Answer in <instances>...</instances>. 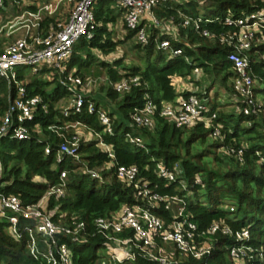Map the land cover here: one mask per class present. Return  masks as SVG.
<instances>
[{
	"label": "trees",
	"instance_id": "trees-1",
	"mask_svg": "<svg viewBox=\"0 0 264 264\" xmlns=\"http://www.w3.org/2000/svg\"><path fill=\"white\" fill-rule=\"evenodd\" d=\"M153 10L159 23L148 28L150 42L146 45L135 43L136 48L145 52L141 57L143 66H126L122 59L102 60L93 50L109 55L125 40L135 38L136 31L128 29L123 10L114 0L95 3L94 36L91 39L83 37L76 43L66 72L67 75L75 69V74L86 82L82 72L93 62L97 61L106 70L108 84L104 88V99L99 95L85 96L94 102V111L88 109V103L81 112L69 115H64L57 107L60 101L72 95L61 81L64 75L57 73L51 79H45L42 75L48 73L47 67L33 71V77L20 74L26 81L29 94L41 96L47 107L39 106L33 119L23 122L30 131L28 137L18 139L8 134L0 139V159L4 165L0 191L18 196L24 206L34 205L50 187L61 182V173L65 171L66 194L58 199L52 196L48 210L54 212L53 220L59 224H68L72 217L85 221L88 233L78 239L58 233L55 235L57 244L65 243L71 248L73 264H97L107 256L110 242L102 234L93 236L96 219L109 218L125 205L146 203L138 197L134 183L119 178L117 174L120 165H136L139 178L148 181L154 192L182 199L181 203L174 202L170 207L162 202L158 207H151V211L170 223L178 208L184 206L183 218L197 225L202 233L200 242L211 247L210 253L201 259L186 256L177 258L172 264H264V86H254L256 111L250 114L243 112V100L235 102L239 111L220 113L219 90L212 93L216 83L227 85L228 79L231 78L233 83L236 77L228 60V54L234 48L223 41L222 36L238 33L239 29L222 20L228 16L239 18L264 11V0H168L156 4ZM120 18L127 36L117 40L112 26ZM198 18L201 21L197 27L194 21ZM186 19L190 24L185 23ZM52 22L54 17L46 18L43 25L49 27ZM173 25L176 30L172 29ZM204 30L210 33L209 36L204 35ZM1 37L0 54L5 48ZM164 39L170 40L172 50L181 49L182 53L175 55L171 50L160 48L159 43ZM247 54L251 74L257 83L264 85V26L255 34ZM196 67L210 76V85L214 87L200 96L188 89L180 92L179 83L194 82ZM121 69L128 72L121 73ZM127 77H139L140 83L121 95L114 89V84ZM228 89L237 93L234 87L228 86ZM12 93L8 79L0 75V127ZM181 94L203 97L211 113L217 112L216 121L222 124L223 137L203 151L192 152L195 143L204 145L211 137V129L203 124L177 127L159 113L150 127L139 125L133 119L135 111L144 108L146 96L161 107L164 102L176 101ZM259 94L263 96L261 101H257ZM113 102L115 108L108 107ZM99 111L108 114L112 133L100 120ZM76 122L87 131L99 134L102 141L112 147L115 157H109L93 135L81 140L79 157L63 154L59 160L58 151L64 138L58 133L72 137L75 131L64 127ZM243 122L247 123L246 127ZM127 134L140 139L141 143L131 142ZM47 147L50 153L46 152ZM232 149H242V158L231 153ZM218 150L223 153L218 154ZM159 164L174 172L178 168L176 178L170 180L161 176ZM92 171H96L98 177H94ZM214 223L228 226L233 232L246 229L250 237L241 241L223 233V229L211 233L209 229ZM25 226L34 228L35 220L20 216L17 235L11 230L9 219L0 215V264H46L31 253V238ZM125 233L135 235L128 229L117 236H125ZM36 237L45 243L46 248L51 243L42 234H36ZM242 244L253 248V258L236 263L231 250ZM99 248H105V253H99ZM131 264L159 263L139 255Z\"/></svg>",
	"mask_w": 264,
	"mask_h": 264
},
{
	"label": "built area",
	"instance_id": "built-area-1",
	"mask_svg": "<svg viewBox=\"0 0 264 264\" xmlns=\"http://www.w3.org/2000/svg\"><path fill=\"white\" fill-rule=\"evenodd\" d=\"M98 0H0V37L10 36L16 31L23 30V36L9 43L0 54V75L7 78L13 90L10 96V103L7 112L2 118L0 127V139L8 134L11 137L24 139L29 136V129L23 126V122L33 119L35 111L39 106L46 109V103L39 95H30L25 85V79H21L20 73L16 70L18 66H31L34 72L47 67L46 75H64L62 83L72 92L69 105L63 109L64 115L71 112H81L85 103H88L90 111L95 110L93 101H89L85 96L90 92L86 89L91 83L84 82L76 75V70L67 72V62L74 54L76 43L83 37L91 39L94 36L96 18L93 7ZM119 9L123 10V16L128 29L136 31L137 41L143 45L150 42L148 28L157 25L159 20L154 14V7L160 2L168 0H114ZM8 4L17 7L25 6V10L16 15L13 19L3 21L1 9H5ZM69 9L68 19L64 22H52L49 27L43 25L46 18L54 17L60 13L61 9ZM201 18L194 21L198 27ZM225 24L238 27L239 32L222 36V40L230 43L234 50L228 54L236 77L233 79V87L245 103L243 112L250 114L256 111L254 98V86L257 83L254 75L251 74L250 59L247 54L252 47L255 34L264 26V11L252 12L245 17L234 18L228 16L222 20ZM190 24V20H185ZM176 30V26H172ZM204 35L209 36V32L204 30ZM157 41V37L155 38ZM159 47L164 50H171L175 55L182 53L181 49L172 50L169 39H164L159 43ZM201 68L194 69L197 77L202 74ZM140 83L139 77H127L114 84V89L120 93L131 90L133 85ZM185 82L178 84L182 92L188 89ZM88 88V87H87ZM146 98L144 108L138 109L133 114L134 121L143 126H153L154 117L159 113L176 124L177 127H195L203 124L207 129H211V137L219 139L223 137L222 124L216 119L217 112H212L203 97L196 94L188 96L180 95L174 102H164L161 107ZM99 117L106 126L107 131L113 132L112 122L108 114L99 111ZM82 125L80 122L69 124L64 127ZM55 130V128H52ZM59 129H61L59 127ZM58 132V130H56ZM64 138L58 151V159L61 155L67 154L79 157L78 150L81 142L79 134L75 133L68 137L65 133H58ZM91 136L99 139V145L104 148L109 157L114 158L112 147L105 144L99 134L89 132ZM126 137L133 143H141L140 139H135L131 134ZM50 153V148H46ZM231 153L239 159L242 158V149ZM4 165L0 159V179L3 176ZM178 168L175 172L168 169L163 164H159V174L170 180L176 178ZM118 177L134 183L138 197L142 198L143 204L125 205L119 212L111 217H100L95 221L97 233L108 239L110 249L107 256L97 264H131L137 256L144 255L159 264H172L177 258L186 256L201 259L210 253L211 247L207 243H201V232L197 225L188 222L183 218L184 206H180L178 213L170 223H166L160 216L151 211V207H158L160 203L166 202L170 207L174 202L182 201L178 197H168L154 192L149 182L139 178V168L136 165L117 168ZM94 177H98L96 171H92ZM66 172L61 173V182L49 188L46 195L34 205L24 206L21 199L16 195H5L0 191V215L5 216L11 223V230L18 235L20 216L34 219V228L25 226L31 241V253L37 259H41L46 264H73V252L71 248L63 243L57 244L55 235L64 233L75 239L83 237L88 233L86 222L72 217L68 224H59L53 220V211L48 210V202L52 196L57 199L66 194ZM197 181H200L197 178ZM9 212L11 214H9ZM65 215H62L64 217ZM133 230L135 235L125 233V236H117L126 230ZM223 229V233L235 236L243 241L250 237L249 231L243 229L233 232L228 226H221L214 223L209 232L215 233ZM36 234H42L51 243L46 249L38 245ZM253 248L242 244L231 250V256L236 263L245 262V259L253 258ZM208 264V263H205Z\"/></svg>",
	"mask_w": 264,
	"mask_h": 264
},
{
	"label": "rangeland",
	"instance_id": "rangeland-1",
	"mask_svg": "<svg viewBox=\"0 0 264 264\" xmlns=\"http://www.w3.org/2000/svg\"><path fill=\"white\" fill-rule=\"evenodd\" d=\"M18 8L19 9L15 12H13V10L10 11L11 16L9 17V19H13L16 15H19L20 13H22L25 10V6L18 7ZM59 12L60 13H58L54 16V22H57V21L64 22L66 19H68V14H69L68 8H66V10L61 9ZM121 21H122V19L120 18L118 20V22L112 26L114 29L113 33L115 35V39H117V40L118 39H124V38L126 39V36H127L126 35L127 32L124 33V29L122 27ZM19 33L20 32H17L13 35L3 37L2 38L3 46L6 47L12 41L17 40L18 38H21L23 35H20ZM136 41H137L136 36H135V38H130V39L125 40V43L120 44L117 47V49L109 55H104L97 49H94L93 53L95 55H97L100 59L105 60V61L112 62V61H115V59H122L123 65H126V66H131V65L143 66V60L141 59V57L142 56L144 57L145 52L141 51L135 47ZM16 70L20 74H23V75L28 76V77L29 76L33 77V70H32L31 66H27V67L18 66V67H16ZM120 72L121 73H127L128 70L124 71L123 69H121ZM82 75L85 77V80L87 83H91L90 85H87L88 88L86 87V89L90 90V92L88 94H92L95 97L99 95L101 98L104 99V96L106 95L104 88L107 87L106 85L108 84V80H107L108 76H107L106 70L103 69L102 67H100L98 65L97 61H95L87 69H85L82 72ZM42 77L45 79H48V78L50 79L49 75H42ZM210 80H211L210 76L208 74H206V73L204 74L202 72L201 75L197 76L194 80H192L194 82H190V84H188L186 82L185 85L188 88H190L193 91V93L196 92L200 96L203 93H206V91L210 90L211 87H214V85L213 86L210 85ZM197 81H198V83H196ZM226 82H227V85H219V83H216L214 90L212 91V93H214V92L216 93V91L219 90V97H220L219 102L221 103L219 111H220V113H223V112L230 113V112L235 111V110L239 111L240 107L237 106L235 102L241 101L242 99L237 96V93H234V91H231L228 89V86H230L231 88L233 87V85H231V84H233L232 79L230 78ZM255 85L258 87L264 86L260 83H256ZM102 89H104V90H102ZM123 94L124 93H122L121 95H123ZM70 98H72V97H70ZM70 98L67 97L66 99L60 101L58 103L59 105H57V107H59L60 109L63 110L66 106L69 105ZM262 98H263V96L259 94L257 101H261ZM114 104H115V102H113L112 104L110 103L108 107L115 108ZM232 123H235V121H233ZM242 125L244 127H246L247 123L243 122ZM70 129H73L75 131V133L79 134L81 137V140L86 138V137L87 138L91 137V135L89 134V131H87V129L83 126L75 125L74 127L71 126L70 128H68V130H70ZM214 143H216V139L209 136V138H207V141L204 143V145H202V144L200 145L199 143H195L193 145L192 152L196 153V152L203 151L208 145H213ZM219 153H223L222 150H218V154ZM204 161H206V160H204ZM38 245L42 249L46 248L45 243L39 239H38ZM105 251H106L105 248H99V253H105Z\"/></svg>",
	"mask_w": 264,
	"mask_h": 264
},
{
	"label": "crops",
	"instance_id": "crops-1",
	"mask_svg": "<svg viewBox=\"0 0 264 264\" xmlns=\"http://www.w3.org/2000/svg\"><path fill=\"white\" fill-rule=\"evenodd\" d=\"M19 8L16 6V5H12V4H8L6 6L5 9H1V12H2V18H3V21L5 20H8L9 17L11 16V12L13 10V12L17 11ZM17 32H20L19 34L20 35H23V30H20V31H16L15 33ZM18 35V34H17ZM3 37H6L5 35H3L1 38Z\"/></svg>",
	"mask_w": 264,
	"mask_h": 264
}]
</instances>
